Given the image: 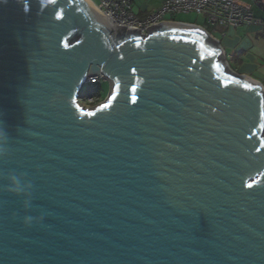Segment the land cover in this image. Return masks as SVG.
<instances>
[{"label":"water","instance_id":"water-1","mask_svg":"<svg viewBox=\"0 0 264 264\" xmlns=\"http://www.w3.org/2000/svg\"><path fill=\"white\" fill-rule=\"evenodd\" d=\"M147 31L0 0V264H264V87L202 28Z\"/></svg>","mask_w":264,"mask_h":264},{"label":"built area","instance_id":"built-area-1","mask_svg":"<svg viewBox=\"0 0 264 264\" xmlns=\"http://www.w3.org/2000/svg\"><path fill=\"white\" fill-rule=\"evenodd\" d=\"M114 24L133 29H139L140 34L148 35L147 28L166 23L167 14L195 12L204 18L207 26L214 28L238 27L252 23L261 24V20L254 18L251 5L241 0H165L162 6L145 17H139L133 11L132 0H90ZM205 29V28H204ZM107 80L103 73L87 78L80 92L78 103L84 109H93L106 99L97 95L84 94L85 86L101 84Z\"/></svg>","mask_w":264,"mask_h":264},{"label":"crops","instance_id":"crops-1","mask_svg":"<svg viewBox=\"0 0 264 264\" xmlns=\"http://www.w3.org/2000/svg\"><path fill=\"white\" fill-rule=\"evenodd\" d=\"M165 0H132L133 11L139 17L158 10ZM251 5L253 16L261 24L252 23L238 27L211 28L204 18L195 12L167 14L166 23H181L204 29L216 39L223 51L229 67L240 75L250 77L264 87V0H241ZM182 14H195V21H182L175 17ZM165 23V24H166Z\"/></svg>","mask_w":264,"mask_h":264},{"label":"clouds","instance_id":"clouds-1","mask_svg":"<svg viewBox=\"0 0 264 264\" xmlns=\"http://www.w3.org/2000/svg\"><path fill=\"white\" fill-rule=\"evenodd\" d=\"M6 133L3 130H0V157L4 156L7 152V148L5 146L6 143ZM12 185L10 187V190L17 193H22L25 190V186L21 184L20 178L13 175L11 176ZM27 187H31V185H27ZM32 220V217H26L25 222L30 223Z\"/></svg>","mask_w":264,"mask_h":264},{"label":"rangeland","instance_id":"rangeland-1","mask_svg":"<svg viewBox=\"0 0 264 264\" xmlns=\"http://www.w3.org/2000/svg\"><path fill=\"white\" fill-rule=\"evenodd\" d=\"M175 18L182 21H195L196 15L182 14V15H177ZM109 92H110V82L108 79L103 80L101 82V98L105 100L108 97Z\"/></svg>","mask_w":264,"mask_h":264},{"label":"trees","instance_id":"trees-1","mask_svg":"<svg viewBox=\"0 0 264 264\" xmlns=\"http://www.w3.org/2000/svg\"><path fill=\"white\" fill-rule=\"evenodd\" d=\"M84 94H89V95H97L101 98V84H95V85H90V86H85L83 89Z\"/></svg>","mask_w":264,"mask_h":264},{"label":"bare ground","instance_id":"bare-ground-1","mask_svg":"<svg viewBox=\"0 0 264 264\" xmlns=\"http://www.w3.org/2000/svg\"><path fill=\"white\" fill-rule=\"evenodd\" d=\"M90 3H91V5L99 12V13H101L103 16H105L101 11H99V9L90 1V0H88ZM106 17V16H105ZM107 18V17H106ZM107 19H109V18H107ZM110 20V19H109ZM111 21V20H110Z\"/></svg>","mask_w":264,"mask_h":264}]
</instances>
